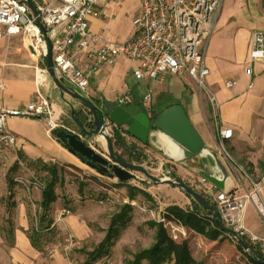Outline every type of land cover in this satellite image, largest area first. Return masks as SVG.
Returning <instances> with one entry per match:
<instances>
[{
    "label": "crops",
    "instance_id": "obj_1",
    "mask_svg": "<svg viewBox=\"0 0 264 264\" xmlns=\"http://www.w3.org/2000/svg\"><path fill=\"white\" fill-rule=\"evenodd\" d=\"M139 7V0H98L97 14L91 17L90 28L94 33L101 35L105 41L125 42L134 34L133 20L138 14ZM218 19L215 28L219 27L218 31H220L222 27L218 25ZM240 30V35H238L240 40L239 38L235 39L234 43L230 45H223L221 39L213 38L212 34L208 41L205 61L210 69V74L207 77V83L218 102V107L215 108L216 114L210 113L212 108L206 106L200 95L201 92L198 94L199 89L197 91L194 79L188 75L169 76L164 82L141 81L136 79L133 74L134 63L126 57H121L112 67H105L90 74V100L94 99L93 102L96 105H102V111L105 113V102L119 104L118 99L123 94H129L132 103L146 113L141 97L147 88L148 92H152L154 88H160L163 83H167L169 86L171 84L177 89L180 87V96L177 101L171 102L165 109H153L152 94L150 93L152 108L148 116L153 119L169 107L179 105L203 143L197 152L190 156H182L176 143L154 124H151L148 142L145 144L128 134L125 127L124 130L121 129L123 131L118 132L125 140L129 138L130 143L136 148L139 146L143 149L146 145L158 148L170 159L169 162L172 164L175 160H180L182 163L191 161L194 163L192 166L193 175L195 172H199L202 178H207L218 189L244 195L256 181L254 173L258 172L264 164V120H262L261 111H258L259 107L264 108V99L260 98V95H264V64L256 63L260 65V69L257 70L254 66L252 79L246 74L250 36L253 30L250 31L247 28H240ZM237 34L236 32L234 37ZM36 60L38 58L22 35H14L9 40H0V84L2 85L0 87V109L21 108L27 103L37 100V92L40 91L52 101L56 114L60 116L64 127L72 133L80 134L73 120L71 108L77 112L84 111V108L67 94L61 96L62 102L53 100L51 96H58L59 89L54 82L50 81V78L42 84L43 89L37 83L34 71ZM229 80H235L236 84L227 87L226 82ZM251 80L254 83L253 87L248 88V83ZM186 87H189V90ZM163 90L165 89L162 88L160 93L165 92ZM191 91L194 92L190 94ZM15 121L18 126H26V128L20 129L14 123ZM222 127L233 130L232 138L223 139L220 136L219 130ZM8 128L17 134L20 152H25L29 156L35 154L41 158L48 156L45 154L48 152L51 159L66 158L64 151L60 149V143L51 136L44 120L11 118L8 121ZM115 132L117 131L114 130ZM95 138L96 136L83 139L92 145ZM169 146H173L182 157L180 159L171 157L167 150ZM225 147L230 149L231 154ZM245 164L248 165L247 169L242 166ZM223 169L227 173L226 178H224ZM207 176L223 181V187ZM263 178L264 172L261 173L259 179ZM263 188L264 181L262 186L264 202ZM41 193L42 191L36 188L31 190L37 205L42 209L40 205ZM135 199H132L133 202L136 201ZM13 200H15L16 215H14V220L16 225L5 227L2 224L3 219L0 220V264H66L65 255L57 247L51 250L49 247L40 249L37 248V243L35 245L32 243L27 233L26 203L19 198ZM180 200L182 204H186L183 198ZM182 204L179 206L184 208ZM54 205L55 202L51 204V210ZM5 211V205L0 203V214H4ZM246 227L251 233L264 236L263 221L256 226L247 224ZM62 228L78 238H85L89 235L90 230L87 222H83V217L75 212L66 217Z\"/></svg>",
    "mask_w": 264,
    "mask_h": 264
},
{
    "label": "built area",
    "instance_id": "obj_2",
    "mask_svg": "<svg viewBox=\"0 0 264 264\" xmlns=\"http://www.w3.org/2000/svg\"><path fill=\"white\" fill-rule=\"evenodd\" d=\"M27 1L0 0V40H9L19 34L27 40L28 45L34 49V55L41 59L42 64L35 66V73L37 83L43 84L49 77L46 69L48 46ZM30 1L52 41L57 76L61 81L72 85L75 91L83 96L89 99L91 96L90 74L105 67H112L121 57H126L134 63L133 74L136 79L164 82L169 76L186 74L194 79L209 105L213 109L218 107L215 94L207 83L210 69L206 64L205 55L223 0H139V11L133 20L134 34L125 42L105 41L101 35L91 30L90 19L97 14L98 0ZM33 32L35 35H32ZM34 41L41 45L36 48ZM256 63L264 64V30L251 32L249 60L245 68L251 79ZM235 84V80L226 82L227 87ZM253 84L251 80L248 88H252ZM37 95V100L21 108L0 109V161L12 158V164L28 172L25 175L17 174L14 181L23 184L30 192L32 188L42 191L46 187V182L30 173L27 164L19 156L18 136L8 128V120L41 119L46 122L49 132L55 128L66 129L60 121V116L56 114L52 101L40 91ZM128 102H132L129 94H123L118 99V103ZM142 104L146 113L150 114L152 108L150 93L143 97ZM97 106L108 124V116L102 111V105ZM107 129L112 136L114 130H124L123 127L111 123ZM219 134L223 139H230L233 130L222 127ZM162 179L171 178L164 176ZM263 181L264 178L254 181L249 191L244 195H238L233 191L220 190L207 178H201L204 194L215 203L220 221L241 237L248 238L264 255V236L251 233L244 221L245 211L252 204L264 222ZM71 214L72 211L67 207L57 208L54 210L51 226L62 228L66 217ZM80 245L77 237L68 231L61 249L66 264H85L80 262L73 252Z\"/></svg>",
    "mask_w": 264,
    "mask_h": 264
},
{
    "label": "rangeland",
    "instance_id": "obj_3",
    "mask_svg": "<svg viewBox=\"0 0 264 264\" xmlns=\"http://www.w3.org/2000/svg\"><path fill=\"white\" fill-rule=\"evenodd\" d=\"M218 18V25L222 28L218 31L219 27H214L212 37H219L223 45H230L234 43L235 39L239 38L240 40V36H238L241 32L240 28H247L250 31L264 30V0H223ZM236 32L238 34L234 37ZM21 44L23 45V42ZM37 63L42 64L41 59L38 58L34 65L36 66ZM255 69L259 70L260 65L256 64ZM50 81L53 82L51 78ZM63 83L74 88L64 80ZM194 84L198 91L197 84ZM40 85L42 87V82ZM162 88L165 89L163 90L165 92L160 93ZM186 88L189 90V87ZM148 91L149 89L147 88L144 94H152L154 110L165 109L171 102L177 101L180 96V87L177 89L175 86L171 84L169 86L167 83L160 85V88H154L152 92ZM193 92L191 91L190 94ZM58 93V96L52 95L51 98L62 102L63 98L61 97L60 90H58ZM199 93L200 91H198ZM143 95L141 101L145 96ZM200 95L206 106L211 107L206 97L201 93ZM260 98L264 99V95H260ZM91 101H94V99H91ZM258 111H261L263 115L262 120H264V108L259 107ZM210 113L212 115L216 114L215 109L212 108ZM14 123L18 126L17 121ZM18 127L20 129L26 128V126ZM116 131L118 132L119 130ZM51 136H53L52 132ZM99 138L96 136L92 146L98 153L110 159L106 141L105 145H102L98 141ZM126 139L127 143L130 144L131 140L129 138ZM60 147L64 151L66 158L51 159L49 156L41 158L35 154L29 156L25 152L23 153H25V158L27 159L21 158L27 164L30 173H33L34 176L41 178L45 182L49 181L50 175L42 168L39 159L44 163L55 166L58 170V179L55 185L57 196L54 201L55 205L45 216H43L44 211L37 205L33 194L27 191L23 184L14 181V177L17 174L25 175L28 172L12 164V158L8 161H0V203L6 207L5 213L0 214V220L3 219L2 224L5 227H14L16 225L14 220L16 211L14 207L15 200L13 199L19 198L25 201L28 212L26 215L28 218L27 233L29 236L38 235L36 241L37 248L43 249L44 247H49V250H51L57 247L59 250L62 249L68 230L51 225L53 223L54 209L67 207L72 213L75 212L77 215L83 217V222H87L90 228L89 235L85 238L77 237L81 245L73 251L80 262L86 263L88 253L93 251L104 239L111 217L119 211L123 204L133 201L127 192V185H132L147 191L150 194V198L140 193L137 194L136 203L132 204L131 221L125 228L121 229L120 234L115 238L113 245L110 247V251L93 261V263L103 261L104 264H127L133 258L134 253L149 247L155 240V228L150 227L146 223L148 221H160L176 241L187 240L192 256L198 261H204L206 264H250L247 254L238 248V242L229 234L222 237L219 241H210L202 235L192 232V230L180 227L181 225L179 224L172 222V225L170 224L171 221H167V219L162 221L165 208L168 205L182 204L181 198L186 201V204H182L184 208L189 209L192 207V200L183 190L170 185L154 186V183L141 172H133L135 175L134 179L122 184L117 177L112 175L111 169L100 173L74 157L61 144ZM113 147L116 154L122 160L143 165L156 177L163 178L167 176L171 179L177 177L199 193L204 194V186L201 182L202 176L199 172H193L194 175L192 174L194 163L191 161L182 163L180 160H175L172 164L166 155L151 145H146L143 149L139 146L137 148L128 147L124 149L113 141ZM225 148L230 153V149ZM20 151L21 148H19ZM132 151L135 154H131V156H138L141 160H131L129 153ZM242 166L244 168L248 167L246 164ZM262 172H264V164L258 172L254 173V179L260 180ZM204 196L213 202L205 194ZM244 221L245 225L253 224L256 226L263 220L256 208L251 204L245 211ZM174 226H177V231H175ZM246 239L248 240V238Z\"/></svg>",
    "mask_w": 264,
    "mask_h": 264
},
{
    "label": "water",
    "instance_id": "obj_4",
    "mask_svg": "<svg viewBox=\"0 0 264 264\" xmlns=\"http://www.w3.org/2000/svg\"><path fill=\"white\" fill-rule=\"evenodd\" d=\"M27 5L35 17L36 23L47 42L48 53L46 56V69L50 78L58 87L62 96L65 94L69 95L72 99H74V101H77L84 108V111L80 110L81 114L79 117L74 119L80 130V134L75 132L72 133L64 128H55L52 133L57 142L66 148L72 155L100 173L111 169L113 172L112 175L117 177L121 183H127L129 180L134 179L135 175L133 172H141L146 175L154 183V185L166 184L183 190L186 194L192 196L201 208L212 212L214 222L222 231L234 237L245 251H249V247L244 238L241 237L235 230L225 226L220 221L216 206L208 203L207 200L189 184L177 177L174 179H162L160 177H156L152 175L143 165L120 159L114 151L112 140L113 136L107 129L109 123L118 127H125L128 134L144 144L148 142L151 124H154L156 127L163 130L170 137V139L176 143L182 152V156L186 157L192 155L202 147L203 143L198 134L192 128L184 110L179 105L172 106L152 119L147 113L143 112L132 102L119 104L105 102V113L108 116L109 121L107 124L102 116L100 108L93 101L78 93L72 87L65 85L57 76L53 62V44L49 38L47 28L41 21L33 3L28 0ZM30 48L34 51L32 46H30ZM71 114L74 116V108H71ZM93 136L103 137L105 139L110 159L98 153L92 145L83 139ZM223 174L224 178H226L227 173L224 169ZM207 177L220 185V187H223V181H220L212 176ZM262 262L264 263V261Z\"/></svg>",
    "mask_w": 264,
    "mask_h": 264
},
{
    "label": "trees",
    "instance_id": "obj_5",
    "mask_svg": "<svg viewBox=\"0 0 264 264\" xmlns=\"http://www.w3.org/2000/svg\"><path fill=\"white\" fill-rule=\"evenodd\" d=\"M80 112L81 111H75L73 118L77 119L81 114ZM112 139L124 149L128 147L135 148L132 143H127L120 132H115ZM132 152L129 153L131 160H141L138 156H131V154H135ZM19 155L24 159H27L23 152H19ZM118 157L121 159L119 155ZM39 163L42 164V168H44L50 175L49 181L46 182V187L42 190L40 201V205L44 211L43 216H45L50 210L51 204L57 197L55 193V185L58 179V170L55 166L44 163L41 159H39ZM172 176L176 177L175 175ZM127 192L130 199H135L138 193L150 198V194L147 191L136 186L127 185ZM200 194L208 203L215 206V203L207 199L204 194ZM186 195L192 200V207L186 209L175 204L168 205L163 213V217L167 219V221L174 222L184 228L192 230L210 241H219L222 237L228 235L214 222L211 211L201 208L192 196L188 194ZM132 211V204L125 203L120 207L119 211L111 217L104 239L93 251L88 253L86 263L84 262L85 264L93 263V261L99 259L110 251V247L113 245L115 238L120 234L121 229L125 228V226L131 221ZM146 224L155 228V240L149 247L143 248L134 253L133 258L129 260L127 264H206L204 261H198L192 256L186 239L176 241L171 237L162 222L148 221ZM32 236L29 237L35 245L38 235L35 234L33 237ZM243 238L249 247V251H245L240 244H237V246L247 254L250 264H264L262 262L264 261V255L260 248L257 245L252 244L246 239V237L243 236Z\"/></svg>",
    "mask_w": 264,
    "mask_h": 264
},
{
    "label": "bare ground",
    "instance_id": "obj_6",
    "mask_svg": "<svg viewBox=\"0 0 264 264\" xmlns=\"http://www.w3.org/2000/svg\"><path fill=\"white\" fill-rule=\"evenodd\" d=\"M32 35H35V32H33ZM34 45L36 46V48H38V47L41 45V43H39L38 41H34ZM50 133H51V132H50ZM98 141H99L102 145H105V139H104L103 137H100V138L98 139ZM167 150H168V152H169V155H170L171 157L175 158V159H180V158L182 157L180 153L176 152V149L173 148V146H169V147L167 148ZM45 154L48 155V156L50 157V154H49L48 152H45ZM164 219H165V218H164ZM170 224L173 225L172 222H171ZM174 224H175V223H174ZM180 227H182V226H180ZM174 229H175V231H177V230H178L177 226H174Z\"/></svg>",
    "mask_w": 264,
    "mask_h": 264
},
{
    "label": "flooded vegetation",
    "instance_id": "obj_7",
    "mask_svg": "<svg viewBox=\"0 0 264 264\" xmlns=\"http://www.w3.org/2000/svg\"><path fill=\"white\" fill-rule=\"evenodd\" d=\"M79 129V128H78ZM90 129V128H89ZM80 131V130H79Z\"/></svg>",
    "mask_w": 264,
    "mask_h": 264
}]
</instances>
